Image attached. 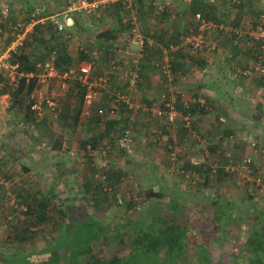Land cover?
Returning a JSON list of instances; mask_svg holds the SVG:
<instances>
[{"label":"trees","instance_id":"obj_1","mask_svg":"<svg viewBox=\"0 0 264 264\" xmlns=\"http://www.w3.org/2000/svg\"><path fill=\"white\" fill-rule=\"evenodd\" d=\"M243 1L234 0L235 6L238 7ZM141 4L145 5L143 1ZM215 6L216 4H210L204 0H192L189 12L191 11V15L201 12L205 19L217 24L218 28L215 31L219 36L226 35L229 37L225 30L220 27L223 22L217 17ZM149 8L154 10L152 6H149ZM31 12H29L28 19L26 18L27 22H30L32 18ZM48 14L49 12L46 11L35 17L38 22L26 34L24 42L18 50L12 53L11 63L18 64L15 79L11 78L8 71H0V99L4 94L9 96L8 112L12 115H22V129L24 131L27 133H38L40 131L47 144L53 142L52 149H60L62 148V140H55L53 125L50 123L57 122L61 124L66 120L75 124L78 123L84 106L85 91L77 82L72 83L67 89L68 93L65 101H63L59 118L53 121L51 116L47 115L44 119L38 120L31 109V95L40 86V72L37 70V64L51 58L53 55L55 56L56 66L60 71H63L71 68L79 61L92 59V55L81 51L77 58L74 57L69 50L70 37L61 34L57 23L49 19L40 21ZM159 15L161 18L165 16L168 19L171 18L169 11ZM189 22L193 24H191L193 27L196 26L194 21L189 20ZM8 24L10 25V22ZM255 24L257 22H254L253 25ZM233 25L234 27H240L239 21L234 22ZM8 28L6 21H3L1 17L0 10V30ZM186 29L188 30L187 27ZM9 31L12 32V29H9ZM221 31L224 35L220 34ZM187 32L185 31V33ZM16 33H19V31L11 36V41L16 38ZM231 35L233 36V38L230 36L233 45L232 51L234 55H237V47L239 48L238 43L235 44L237 36L234 33H231ZM245 39H247L246 48H248L243 50L244 53L247 52L246 57L243 56L241 60L234 61L232 66L228 67L234 70L236 76L243 80L248 77L244 72L250 69L257 60L258 55L264 52L261 43L248 35L238 41ZM171 56V68L174 73L187 72L192 64L197 65L202 72L207 69L206 56L185 55L183 50L172 52L170 53ZM235 57L232 56V60ZM249 57L254 59L252 64H248ZM188 60L192 63H187ZM95 73L94 75H96ZM99 73H102V71ZM31 74L32 76H30ZM258 76L264 77V74ZM234 79H227V82L230 83V88L235 90L237 85L234 84ZM260 81L259 84L263 85L264 79ZM112 82V79H110V81L107 80L103 83L104 85L99 90V101L106 103L107 107L116 101L119 112L115 116L119 118L111 122L112 116L108 113L109 120L105 131L107 135L112 133L114 137H111L112 139L108 143L104 136L86 141L83 144L84 148L87 144H91L94 150L101 146L106 147L105 144H110L112 148H116L117 140L121 138L124 129L127 127L129 116L133 113L137 115V111L143 107L142 104L144 103H138V105L135 103V98H132V101L136 107L132 109H129L128 105L122 100L118 101L116 98L120 95H132L134 90H130L127 81ZM202 87H211V85L202 83L200 88ZM177 97V107L187 113L181 94L179 93ZM199 99H201L200 96H194L189 110L194 115V130L197 135L201 136L198 123H200L201 117L211 110L210 105L212 103L210 97L202 98L203 102ZM74 101L79 102V107L77 114L72 116L71 110ZM94 108L92 107L91 114H93V117L95 116L96 122H99L97 121L99 116ZM143 110L146 111L144 108ZM151 114L155 116L152 111ZM155 118L165 121L157 116ZM136 123L137 119L134 126ZM167 124L169 125L168 122ZM164 125L163 129L168 134L169 126ZM181 127L180 137L188 136L189 129L183 124H181ZM250 133L254 134L258 141L257 146H260L259 136H262L260 131L253 130ZM225 134H228L227 136L230 139L241 140L248 148L245 137L240 136L238 132L236 133L232 129L229 132L228 130L225 131ZM189 137L191 136L189 135ZM167 139L172 142L171 137H167ZM191 139L195 138L191 137ZM108 151L110 152V150ZM245 155L241 159V165ZM254 163L255 161L251 165ZM179 165L184 169H193V171L200 174L196 184L181 178L186 186L191 189H199L193 190L196 192L194 196L188 198V196L175 193L165 199L166 193L149 190L146 193L148 203L138 210V204L133 200L130 201L127 204L126 215L120 218V222L115 224L98 219V213L94 211L96 208L103 209L106 205L105 201L110 197V194L115 195L120 184L119 177H115L114 174H109V172L106 181H110L111 185L108 184L110 189L104 190V184L98 178V182L94 183V178L91 175L85 179L84 189L78 192V194L81 193L82 204L73 205L65 210L54 202L52 203L51 199L43 195L42 192L30 194L31 190L29 188L22 187L21 189L20 187L16 192L20 204L25 205L21 215L23 227L18 234L14 235V238L22 242H31L30 240L37 234L39 226L49 222L53 225V228H61V230L52 240L50 246L44 250L38 251L37 249L28 248L27 252L9 255L3 259L6 264H264V198L255 196L258 189L256 187L250 189L252 186L247 183L250 191L247 190L248 193L244 192L245 195L238 199L221 192L219 194L214 192L209 194L205 190L211 187L213 179L224 180L225 177L235 171L228 173L230 171H226L225 167L221 166L222 168H220L216 164L218 169L214 172L212 165L205 164V162L194 165L188 161ZM228 165L233 166L232 163ZM238 165L240 166V163ZM90 166L92 165L90 164ZM236 172L238 173V171ZM174 173L177 174V172ZM92 199L94 205L91 204L92 207L89 208L87 202ZM114 202L118 204L116 197ZM113 203H108V207L112 208ZM33 227H35V231L32 230ZM234 230H237L238 233L232 232ZM234 236L235 241L238 239L236 242H239L240 245L231 246V250L225 253L226 243L228 240L234 242ZM191 249L196 250L195 260L191 256ZM214 249L219 250L221 255L226 254L224 258L215 261L214 256H212Z\"/></svg>","mask_w":264,"mask_h":264},{"label":"rangeland","instance_id":"obj_2","mask_svg":"<svg viewBox=\"0 0 264 264\" xmlns=\"http://www.w3.org/2000/svg\"><path fill=\"white\" fill-rule=\"evenodd\" d=\"M7 1H15L16 3L19 0ZM184 2L185 0H176V2H174L175 4L173 10L175 13H179V11L183 7ZM11 4L13 6V2ZM62 18L64 19V16L60 18V21L64 24V28L59 31L61 32V34L66 35L67 37L72 35L70 38L71 43H69V50L70 53L77 58L80 52L84 50L81 48L79 39H75L74 32L66 27L65 22ZM188 19L193 21L191 14L189 15ZM13 20H17L23 23L25 21V17L14 16ZM157 20L158 19L156 18V21ZM256 21L257 19L255 20L253 17L252 24H249L247 26L253 28V24ZM191 24L189 26H191L192 28L193 24ZM6 25L7 28H9L6 29L4 33L0 34L1 53L7 49L11 42V36L14 34L13 32L9 31V29L12 28L10 27L11 24L9 25L8 23H6ZM186 27L187 24L184 25L185 29ZM215 34L216 38H219L217 32L214 33V35ZM205 36L208 46L203 50L202 55L208 58L218 57V59L220 60L221 57L222 59L223 54L222 52L219 53V43L216 41V38L214 37L212 39V37L210 36ZM242 41L245 42L247 40L245 39ZM71 44L73 45L71 46ZM213 46L215 48H213ZM100 52L101 50H98L94 52L93 55H99ZM185 55L189 54L185 53ZM253 61V58H248V64H252ZM190 62L191 61L188 60L187 63ZM226 68L228 67H221L213 62L211 66H207L206 72H202L197 65L192 64V66L188 68V71L185 72L187 74V77L189 75L190 77L192 76L195 81H204V83L211 85V87L209 88L217 90L216 98L211 100L212 104L210 106L211 110H213L209 115V119L211 120L203 121L204 116H202L200 119V123H198V129L201 137H205L203 126L208 121H210L209 125H212L216 129V134L213 136L214 138L211 137L207 139V136L205 137L207 139V142L203 144V149L200 148L202 144L198 143L199 140L196 139L197 142H194V139H191L189 135H185L184 137H182V141L179 142V135L177 133H179V130L182 128L180 123L168 125L167 122L163 120H160L162 122H159V120L155 118V116L151 115L148 116V120H146L151 123L153 129H146V134L141 129L140 131L134 129V145H132L128 149L122 148L121 146L119 147L118 145L116 146V148H112V146L106 144V147L110 146V152H107L106 155L104 152L96 151L93 148L92 149L94 151L92 154H90L88 152V149L84 148V146L81 144L82 140L87 136V133L79 132L78 127H80V124L71 122V127L73 128L72 138L76 143L70 144L69 142L68 148H64L63 151H60L59 149H52L53 142L47 144L45 142L46 139H44V136L40 131L38 133H27L26 131H24V129H22V115L10 114L8 112V106H5L8 101H6L5 98L2 99L3 102L0 101V144H7V153H5V155H7L8 158L6 163H1L0 160V177H2L1 174H4L3 170H5L6 168H3V166L7 165V162L10 164L8 165V171L12 170L13 174H11V179H4V181L9 180V185L4 184V189H0V235L2 234V236H0V238L2 239H0V264H6L5 260L3 259L6 256L16 253L22 254L24 252H27L28 248L35 250L37 249L38 251L44 250L45 248L50 246L52 240L61 230V228H53V225L49 222L48 224L39 226L37 234L33 236V239L30 240L31 242H22L20 240L9 238L7 236L9 232L11 233V236L14 237V235L18 234L20 232V229H22L23 227V222H21V215L24 211L25 205L20 204L18 194L13 191V187L17 185L18 182H20L18 177L20 176L21 172L27 174V179L25 181L31 184L32 187L34 186V190H40L43 195L51 199L52 203L54 202L61 209L65 210L69 207H72L73 205L82 204L83 199L80 198L81 193L78 194V192L84 189L85 179L92 175L94 178V183L98 182L96 173H98L99 167L104 162V160H106L107 163H109V167L106 170L107 172L105 171L106 174L108 175L109 172V174H114L115 177L118 176L120 179V184L118 186V189H116L115 195L110 194V197H108V199L105 201L106 205H104L103 209L96 208L94 211L98 213V219L106 220L111 224L120 222V218L126 215L127 204L130 201L133 200L138 205L140 204L142 207L146 205V203H148L146 201V193L149 190L166 193L165 199H168L171 194L175 193L188 196V198L196 194V192L193 191L196 188L191 189L189 186H186L184 181L181 180V176L168 170V167L170 166V163L172 161V152L177 153L179 164L183 162L187 163L188 161L193 162L200 160L209 165H215L216 163L220 166V168L225 167L230 163L235 166V172L238 171V173L230 171L228 173H234L225 177L224 180H219L218 178L213 179L212 184L210 183L211 187L205 190L206 193L211 194L212 192H214L216 194H219V192H221L222 194L238 199L245 195L244 192L248 193V191H250L248 187L249 185L254 187L255 189L256 186L253 183L254 178L245 176V171L243 170L241 165L242 157L246 154V152H249L248 148H246V145L241 142V140L230 139L227 136L228 134H225V131L227 130L224 129H226V127L230 125V130L233 129V131H236V133L238 132L240 136L245 138L248 137L250 132L253 130L260 131L262 136H259V143L260 147L264 150V109L261 110L260 117H258V119L256 120L254 119L256 116L255 114H253L255 110L259 109V104L264 103V84H259L261 82L260 80H263L264 77L253 75L252 77L244 78V83L247 86H244V88L241 90V93L236 98H231V94L234 92V89L230 88V83L227 82V79H232V76L236 78L237 76L231 69L230 71H228ZM223 69L227 70V72L223 71ZM192 73H195L196 75ZM117 76L119 77L120 75ZM187 77L182 82L191 83L190 77L189 79H187ZM42 79L43 78L39 76L40 86L38 90H40V92L42 93L46 94L48 92L49 85L56 86L57 84L56 80L43 81ZM177 79L179 81L182 78ZM182 84L183 83L179 81V87L177 89L175 87V83L173 84V86L177 91L180 92L181 95H184L183 97L186 100L192 102L194 96H200L203 99H206V97H208V92L206 89H197L199 92L196 91L193 96H189L187 91H184L185 88L183 90H181L182 88L180 89V85ZM61 92L62 98L66 97L68 93L67 90ZM228 93H231L230 96ZM60 105L61 107L63 106V101H60ZM78 107L79 102L74 101L71 110L73 113L71 114L72 116L77 114ZM229 109H233L236 113L228 111ZM142 117L143 116H140V120L142 119ZM219 117L225 118V122H222L223 124L220 122ZM87 118H91L92 122L96 121V118L95 116L93 117V115H80V119L85 122H87ZM143 118L145 119L146 117ZM261 118L262 121H260ZM233 122L235 124L237 123V126L232 125ZM50 124L53 125V128L55 126L59 127L60 125V123L57 122H54V124L52 122ZM164 124L172 128L173 134H175V138L173 140L175 141V143L168 142L166 140L167 136L164 132L157 131L155 133L156 127H160ZM162 129L163 128H160V130ZM69 130H66V128L63 127V133ZM148 132H150V134H148ZM137 133L139 135H137ZM54 135L56 137L58 134L54 133ZM164 135L166 139L164 138ZM208 136H210V134ZM138 138H141L142 140L139 141ZM55 140L57 139L55 138ZM210 141L211 143L212 141L215 142L211 144ZM140 142L142 143L141 145L139 144ZM213 145H217V149L214 148ZM74 146L75 148L73 149ZM47 149H51L52 151L48 152ZM218 149H221V152ZM70 151L73 154H71ZM54 155H62L63 158L69 160L63 161L61 160L62 158H54L52 160L51 157H54ZM11 162H13V165H11ZM25 163L28 164L29 167L34 166V169L37 170L36 174H29L28 171L24 170L23 165ZM239 163L240 166L238 165ZM90 164L92 166H90ZM250 168L252 170L251 174H249L250 176L256 178L260 177L262 179L261 185L257 190V195H255L256 197H261V194L264 190V153L259 154V157L255 160V163L251 165ZM39 171H44V173L46 174L42 175L39 173ZM33 175H37V177H33ZM51 178L61 180L60 182H65V180L67 179L66 181H68L70 187L69 192L63 190L62 188L57 191L50 190V185L52 184L50 182ZM1 179L3 180V178H0V180ZM247 183H249L248 186ZM108 184L111 185L110 181L108 182ZM176 184L177 186H175ZM0 185L2 184L0 183ZM18 189L20 188H17L16 190L18 191ZM15 194H17V196ZM30 194H32V191ZM115 197L116 199H118V197H122L123 203L115 204ZM164 201L167 202L166 200ZM110 202H114L112 204V208H109L107 205ZM91 204L92 206L94 205L93 199L90 202H87L89 208L92 207ZM232 232L238 233L237 230H234ZM229 241L230 240H228L224 247L225 253L226 251L231 250V246L240 245L239 242H236L238 241V239L235 241V236L234 242ZM220 253L221 252L219 250L214 249V254L212 253V256H214L215 261L223 259L226 255H221ZM191 256L194 260L196 259L195 249H191Z\"/></svg>","mask_w":264,"mask_h":264},{"label":"crops","instance_id":"obj_3","mask_svg":"<svg viewBox=\"0 0 264 264\" xmlns=\"http://www.w3.org/2000/svg\"><path fill=\"white\" fill-rule=\"evenodd\" d=\"M142 1H143V3H145L144 6L141 4ZM191 1L192 0H185V2L183 3L182 9L179 11V13H177L179 19L174 20V21L171 20L172 18L168 19L167 16L161 18V16L159 14H157L154 10H151L149 8V6L147 5V3L144 0H137L136 3H134L135 13L132 12L130 9H127L120 2L107 3L104 6H102L96 14H88V13L83 12V11H74V12L68 13V7H69L70 3L72 2V0H19L16 3H15V1L0 0V10H1V5L3 2H8V3L13 2V6L11 4L12 9H11V13H10L9 17L7 19H3V21H6V23L10 22V24H11L10 27H12L11 29H12V32L14 34L16 31H19V33H23L24 30H25V32L27 31L26 26L28 25L29 22L26 21V18L28 19L29 12L34 11L35 9H40L41 13H45L46 11L49 12V14L45 18H42L40 21H46L48 19L54 20L57 23V25L59 23H62L60 21V18L62 16H64V19L62 18L64 20V22L66 21L68 16H72V18H73L72 23L70 25H67L65 23V25L68 29H70L72 32H74L75 39L76 38L79 39V41H80L79 43L81 44V48L84 50V52H86V54H88V55H92V59H89V60H93L95 62L94 73L96 72L95 73L96 76H105L108 78L109 81H110V79H112L113 82H120V81L125 82L126 80L124 78L123 69H127V68L137 69V72L139 73V76H140L138 86H137L136 90L134 89V91L132 92V95L129 94L128 97H130L132 103H134L132 101V98H135V100H136L135 103H137V104L138 103H140V104L144 103L145 105L150 106L154 102V100H156L159 97V93L161 91H164L165 89L167 90L169 87H173L174 92L178 96L180 92L177 91L176 89L179 87V85H178L179 81L181 83H183L182 85H180V89L182 88L181 90H183L185 88L184 91H187L189 96H193L195 94V92L198 91L197 89H202V90L206 89L208 92V97H210L211 100L216 98V94H217L216 89L209 88V87L200 88L201 84L204 83V81H199V80L195 81V79L192 76L190 77L188 75V77H187V74H186L187 79H189V77H190L191 83L182 82L183 80H185L186 77L182 78L179 81L177 79V80H175L176 82L175 81L170 82L168 80L169 78L167 77V75L162 71L161 65L164 63H167V62L170 64L171 63L170 59L172 60V56L170 57V55H169V58L167 56V51L165 49L166 46L169 43L178 42L180 40V38L183 36V34L185 33V31H189L191 28V26H189L191 24V22H189V19H188L189 15L191 14L190 13L191 11L189 12ZM204 1L207 2L206 0H204ZM174 2H176V0ZM215 7L217 10V17L223 22V24L234 27V25H233L234 22L239 21L240 27H242V26H247L249 24H252L253 17L255 20L258 19V14L264 9V0H244L243 3L240 4L238 7L235 6L234 0H217V4ZM153 15H155V16H153ZM193 15L194 14H192V16ZM14 16H17V17L24 16L25 21L22 23L20 21L13 20ZM156 18L158 19L157 21H156ZM186 24H187L188 30L184 28V25H186ZM130 26H137L138 29L140 30V32L144 36L148 37L147 47L145 48L144 54L141 57L137 56V49L135 46H132V51L135 53V55H133L132 57L122 56L119 53V49L122 46L124 47V44L127 41L125 38H123L122 34H120V33H121L123 28L130 27ZM33 27L29 31H31L33 29ZM194 28H195V26H194ZM217 28L218 27L216 26L215 28H212V29L206 31L205 35H207V37L208 36L212 37V39L214 37L216 38V34L214 35V33H216L215 30ZM4 32H5V29L0 30L1 34ZM212 32H214V33H212ZM19 33H16L15 36L17 37V35ZM220 34L224 35V33L222 31ZM226 34L229 37L232 36L231 33L226 32ZM218 36H219V34H218ZM68 37L71 38V36H68ZM229 37L224 35V36H219V38L218 37L216 38V41L219 43V45H218L219 53L222 52L223 57H222V59L220 57V60L218 59V57L217 58L216 57L215 58H213V57L208 58L207 57V61H208L207 66H211L214 62L221 67H229V66H232L234 61L241 60L243 58V56L246 57L247 52L244 53L243 49L248 48V47L246 48L247 41L243 42L241 40L238 42L239 48L237 47V55H234L233 51H232L233 45L231 44V37L230 38ZM232 38H233V36H232ZM69 42L71 43V41H69ZM225 43H228V44H225ZM72 45L73 44H71V46ZM213 48H215V47L213 46ZM240 49H242V50H240ZM98 50H101L100 54L94 56L93 53L98 51ZM232 56H236L234 60H232ZM112 61H116L117 64H119V66L114 70L111 69V62ZM226 69L228 71H230L229 68H226ZM227 70L223 69V71H226V72H227ZM100 71H102V73H99ZM198 71H200V70H198ZM232 71L234 72V70H232ZM192 74H195V73H192ZM117 75H120V76L118 77ZM232 79H234L233 76H232ZM244 81L245 80L240 79L239 77H236L234 79V84L237 86H236V89L234 90V92L232 94L230 93L231 98H234V97L236 98L241 93V90L244 88V86H247L244 83ZM247 81H249V80H247ZM174 83L176 84L175 85L176 89L173 86ZM230 94H229V96H230ZM2 97H1L0 101L3 102L2 99L5 98L6 101H8L5 106H8L9 96L4 95V97L3 98ZM60 98H61V101H65V99H66V97L62 98V96ZM144 104H142V105H144ZM83 105H84L83 109H82L83 113L81 112V116H82V114L85 116L93 115V114H91L90 110L92 109V107L94 108V106L96 108V104L95 105L93 104L91 107H89V105H87V104L85 105V103L83 101ZM98 105L99 106L103 105L106 107V103H104L103 101H102V103H101V101H99ZM260 105H262L261 108H259L258 110H255L253 112V114H255V116H256L254 118L255 120L258 119V117H260L261 109H264V103L263 104L260 103L259 106ZM177 106H178V100H177ZM212 111L213 110H210L208 112V114L204 115L203 121L211 120V119H209V115L211 114ZM228 111H230L232 113H236L233 109H229ZM257 111H258V113H257ZM71 114H73V113L71 112ZM151 115H152L151 111H148V110L144 111L143 107L140 108L139 111H137V115H136L137 123L134 126V129L139 130V131L141 129V130H143V132L145 134L147 133L146 129L147 130L149 128H150V130L153 129V126H151V123H149V121H147L148 116H151ZM140 116H143L146 118L144 119L142 117V119L140 120ZM118 118L119 117H116L115 115L112 116L111 122L118 119ZM86 121L87 122L80 119V121L78 122V124H80V127H78L79 132H86L87 133V136L81 142L82 145L86 141H90V140L98 138L100 136H104L106 142L111 141L109 139H112L114 137V135H112V133L110 135H107L105 133V131L107 130L108 122L106 123V126L103 129L101 124H100V117H99V120H97L99 122H96V121L92 122L91 118H87ZM260 121H262V118L260 119ZM71 122L72 121H70V123H69V121L66 120L64 123H61L59 125V127L55 126L53 128L54 133L58 134L56 137L54 135V137L58 140L59 139L62 140V148L59 149L60 151H63L64 148H68L69 142H70V144L76 143L72 138L73 137V135H72L73 128L71 127ZM159 122H162V121L159 120ZM209 124H210V121H208L203 126V129L205 131V137L207 136L206 137L207 139L213 137L216 134V131H215L216 129L212 125H209ZM236 124L234 122L232 123V125H236ZM63 127L66 128V130H69V129L70 130L65 131L63 133ZM164 127H165L164 125H161L160 127H156L155 133L157 131L164 132L167 137H171V139H172L171 143H175V141H173L175 138V134H173L172 128L169 126V129L167 131L168 134H166L165 129L160 130V128H164ZM208 127H209V129H208ZM229 127H230V125L228 127H226V129H224V130H228V132H229V130H230ZM61 130H62V132H61ZM145 134H144V140H145ZM148 134H150V132H148ZM177 134L179 135V137H178L179 142L182 141V137H180V134H181L180 130H179V133H177ZM209 134H210V136H208ZM105 135H107V136H105ZM137 135H139V134L137 133ZM165 135H164V138L166 139ZM205 137L200 136V138L198 139L199 140L198 143L202 144L200 146V148L203 147V144L205 142H207V139ZM138 139H139V141L142 140L141 138H138ZM166 140L168 141L169 139H166ZM100 141H101V139H100ZM193 141L195 142L196 139H194ZM117 142H118L117 145L119 147L120 146L122 147L120 139H118ZM213 142H215V141H212V143ZM210 143H211V141H210ZM139 144L141 145L142 143L140 142ZM79 145H80V143H79ZM88 145H91V144H87L86 148ZM109 145H107V146H109ZM133 145H134V142H133ZM75 146L73 147V149L75 148ZM213 147L217 149L218 146L213 145ZM218 150L221 152V149H218ZM47 151L50 152L52 150L47 149ZM88 152L90 154L93 153L92 151H88ZM5 153H7V144L1 143L0 144V160H1V163H3V162L6 163V161H7L8 156L5 155ZM108 153H109V151H108ZM262 153H264V150L260 147V153L259 154H262ZM71 154H73V153L71 152ZM2 156H3V158H2ZM258 157H259V155H258ZM54 158L55 159L56 158H59V159L62 158L61 160H63V161L69 160V159L63 158L62 155H58V156L54 155V157H51L52 160ZM183 163L185 164V162H183ZM8 165H10V164L7 162V165L3 166V168H6V169L3 170L4 174H1L2 177H0V178H3V180L2 179L0 180V183L2 184V185H0V189L1 188L4 189L3 187L5 185H9V182H8L9 180L4 181V179H7V178L11 179L12 178L11 174H13V173H12V170L8 171ZM11 165H13V162H11ZM23 168H24V170L28 171L29 174H33V173L36 174V172H37V170L34 169V166L29 167V165L26 163L23 165ZM27 168H29V169H27ZM39 173L42 175L46 174V173H44V171L43 172L39 171ZM26 176H27V174H25L24 172L20 173V176L18 177L20 182H18V184L13 187V191L16 192L17 188L21 187V189H22V187H26V188H29L32 191V193L33 192H39L40 190H34V186L32 187L31 184H29L28 182L25 181L27 179ZM35 176L37 177V175H33V177H35ZM50 180H51L50 182L52 183L50 185V190H54V191L56 190L57 191V190H60V188H62L63 190L69 192L70 187H69L68 181H66L67 179L65 180V182H60L61 180H56L55 178L54 179L51 178ZM54 181H55V183H54ZM13 184H15V183H13ZM175 186H177V184ZM15 195L17 196V194H15ZM261 195H262L261 198H264V190H263V193ZM32 230L35 231V227H33ZM0 236H2V234ZM7 236L9 238H14L11 236V233H9V232H8ZM5 239H3V240H5Z\"/></svg>","mask_w":264,"mask_h":264},{"label":"built area","instance_id":"obj_4","mask_svg":"<svg viewBox=\"0 0 264 264\" xmlns=\"http://www.w3.org/2000/svg\"><path fill=\"white\" fill-rule=\"evenodd\" d=\"M137 0H72L68 7V13L74 11H83L88 14H96L102 6L110 2H120L127 9H130L135 13L134 3ZM148 6H152L154 11L157 14L163 13L165 11H169L171 13V20L179 19L178 14L174 12V1L173 0H144ZM210 4H216L217 0H207ZM11 3L3 2L1 5V17L2 19H7L11 13ZM32 13V18L28 25L26 26V32L24 30L23 33H19L14 41L10 43L7 49L4 52H0V71L5 70L8 71L11 78L15 79L16 69L18 64L11 63V55L13 52H16L18 48L23 44L24 39L26 37L27 32L35 25L38 20L35 19L37 15L41 13L40 9H35ZM72 16H68L65 23L70 25L72 23ZM192 20L195 22V28L192 27L187 33H184L178 42L169 43L166 46L167 56L169 58L170 53L177 52L180 50L185 51L188 54L199 56L202 55L203 50L208 46L206 41L205 32L215 28L217 25L211 22L210 20L205 19L202 16L201 12H197L192 16ZM220 27L224 29L228 33L236 34L237 38H235V43H238L239 39L242 37H252L255 40H258L261 43L262 49H264V9L261 13L258 14L257 24L253 26V28L248 26L242 27H231L229 25L221 24ZM64 28L63 23L58 24V29L61 31ZM123 38L127 41L119 49V53L122 56L132 57L135 53L132 51V46H135L137 49V56H143L145 48L147 47L148 37L144 36L137 26L125 27L122 29L121 33ZM119 66L116 61L111 62V69H116ZM94 67L95 62L93 60H82L77 64L72 66L67 70L60 71L55 64V56L52 55L51 58H47L46 60L40 61L37 64V70L40 72L39 76L42 77L43 81H57L55 85H49L48 92L42 93L40 90H35L31 95V109L36 114L38 120L44 119L49 112L53 121H56L61 112V91L67 90L72 83H78L85 91L84 95V103L85 105H89L91 107L93 104L97 105L100 100V88L104 85L103 83L108 80L105 76H96L94 75ZM162 71L167 75L170 82L175 81L177 78H185L186 73L181 71L178 73H174L171 68V63H164L161 65ZM207 69H204L206 72ZM124 78L129 84L130 90H134L139 82V73L137 69L127 68L123 69ZM248 77H252L253 75H262L264 74V52L258 55L257 60L253 63L250 69L244 72ZM32 76V74L30 75ZM182 96V101L184 108L187 113H184L181 109L177 107V94L174 92L173 87H169L167 90L161 91L159 93V97L157 100L148 106L143 105V108L148 111H152L155 116L158 118L164 119L169 124H183L186 128L189 129V135L195 139H199L200 136L197 135V132L194 130L193 122L194 115L190 112L189 107L191 102L186 100ZM126 103L129 109L135 108L136 105L133 104L128 95H120L118 98ZM203 102V99H199ZM95 107V106H94ZM91 109V108H90ZM96 114L100 117V124L104 129L106 123L109 120V115H116L119 110L115 103H112L111 106H103L98 105L95 108ZM91 112V110H90ZM221 122H225L224 117H220ZM136 122V114H131L129 116V121L127 127L124 129L120 142L123 148H129L133 145L134 142V124ZM247 142V147L249 152L245 155V158L242 163V168L245 171V176L249 178H254L253 183L258 189L261 185L262 179L260 177L250 176L252 170L250 168L251 164L258 158L260 153V146H257L258 141L256 140L254 134L250 133L248 137L245 138ZM88 151H94L91 145L87 146ZM109 147H99L96 151H102L105 153L108 152ZM173 153V152H172ZM171 153V163L168 167V170L172 173L177 172V174L181 175V178L187 182L196 184L200 178V174L193 169H184L180 167L177 153ZM203 161H193L194 165H199ZM109 166L106 160L99 167L98 173H96V177L102 181L104 184V190L110 189L108 182L106 181V169ZM212 169L214 172L217 171L218 165H212ZM226 171H235V166L227 165L225 166ZM254 187H250V189ZM249 189V190H250ZM118 203H123V198L118 197ZM142 206L139 204L137 209L140 210Z\"/></svg>","mask_w":264,"mask_h":264}]
</instances>
